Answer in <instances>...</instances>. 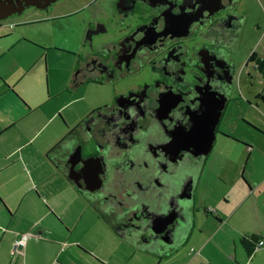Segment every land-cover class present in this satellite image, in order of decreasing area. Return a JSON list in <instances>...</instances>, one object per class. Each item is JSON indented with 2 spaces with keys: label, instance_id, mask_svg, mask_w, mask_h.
<instances>
[{
  "label": "flooded vegetation",
  "instance_id": "1",
  "mask_svg": "<svg viewBox=\"0 0 264 264\" xmlns=\"http://www.w3.org/2000/svg\"><path fill=\"white\" fill-rule=\"evenodd\" d=\"M248 4L0 0V29L10 16L24 17L15 26L67 19L77 34L60 47L73 57L66 89L109 91L49 151L124 243L143 247L146 235L153 242L146 247L166 253L161 251L174 241L170 222L191 202L195 215L189 234L173 242L178 250H189L193 235L217 215L203 205L206 193L196 198L203 184L213 181L214 176L204 178L205 171L216 165L217 152L230 150L226 141L251 145L235 129L244 123L258 127L240 112L250 106L257 110L264 102V88L252 100L245 95L243 70L237 67L235 44L245 38ZM262 60L263 51L254 49L244 67L264 81ZM234 105L242 110L234 113ZM230 117L235 124L224 128ZM201 209L203 218L196 224Z\"/></svg>",
  "mask_w": 264,
  "mask_h": 264
},
{
  "label": "crops",
  "instance_id": "2",
  "mask_svg": "<svg viewBox=\"0 0 264 264\" xmlns=\"http://www.w3.org/2000/svg\"><path fill=\"white\" fill-rule=\"evenodd\" d=\"M0 31H3L0 59H6L20 38L11 29L6 31V26ZM19 64L13 61L8 72L5 63L0 65V264H105L100 259L114 264L103 251L88 243L85 237L89 238V234L84 237L80 233L84 227L81 225H88L89 231L91 225L98 224L117 235L121 245L141 252L155 264H176V260L179 264H264V244L248 255L240 243L244 234H258L264 239V143L258 147L254 140L245 139L252 145V149H247L239 142L230 141L227 156L221 152L214 155L216 165L204 175L207 181L214 176L213 181L207 191L208 183L201 190L207 194L203 205L215 208L217 215H210L203 231L193 235L191 244L197 252L190 253V249L184 248L170 254L158 253L146 246H133L124 243V238L98 213L85 216L89 205L83 199L85 204H80L78 213H68L72 204L67 197L82 195L58 169L48 151L59 143L69 126L61 134L45 135L39 141L36 140L41 127L35 126L34 120L29 127L24 124L20 135L9 133L38 107L28 102L17 88L26 72L13 73ZM249 108L254 111L252 106ZM258 109L264 111V102ZM259 125L264 130V125ZM223 158L226 160L221 163ZM60 194H63L61 200L56 197ZM202 213L201 209L196 224H200ZM22 233L29 234L28 240L22 249L16 250L14 242ZM97 238L104 236L98 234Z\"/></svg>",
  "mask_w": 264,
  "mask_h": 264
},
{
  "label": "rangeland",
  "instance_id": "3",
  "mask_svg": "<svg viewBox=\"0 0 264 264\" xmlns=\"http://www.w3.org/2000/svg\"><path fill=\"white\" fill-rule=\"evenodd\" d=\"M248 1L250 13L246 14L244 20L246 26L245 38L239 40L235 44V48L238 53V72L239 70H243L241 85L246 89L245 95L252 100L254 95L264 88V81L260 79L254 70L244 67V64L252 50L257 49L264 53V4L259 0ZM41 17L37 16V18ZM23 20L25 19L21 16H10L6 20V31L7 29H11L16 33V38L19 36L20 40L8 51L6 59H3V57L0 59V65L5 63L6 72H8L12 68L13 61L20 63L13 73H16L18 70L19 73L21 71L26 72L23 76L19 74L21 75V80L17 88L28 99V102L38 105L32 115L21 121L17 129L15 127L12 128L9 133L11 135H20V131L23 132L24 124L29 127V124H33L31 122L34 120V125H40L41 127L37 133L39 137L36 141H39L45 135L52 134V136H57V134H61L66 129V126L71 128L76 125L100 98L109 95V91L90 88L70 93L66 89L70 85L69 78L73 57L67 54L65 50L60 49V47L65 46L68 42H74V37L77 34L76 29L67 23V19L47 20L46 22L15 26L16 22H25ZM257 24L259 25V29L257 28ZM2 32L0 31V33ZM12 36L15 37L14 35ZM7 39L8 35L6 34ZM50 44L52 46H49ZM12 75L11 73V78ZM242 103L248 104L247 99H244ZM237 110L241 111V106L234 105L232 111L236 113ZM54 112L56 115H54ZM253 112L248 108L246 113L245 111H241L240 114L242 113L246 116H251L252 119H256L254 122L257 124L258 129L253 125L243 122L244 124L237 126L235 132L245 139L254 140V142L259 144L258 147H261L264 143V130L261 129L259 124L264 125V111L257 109ZM231 119L232 117H230L228 123H225L224 128H227L229 123L235 124ZM225 143L227 148H230L227 145L228 142L226 141ZM249 147H252V145ZM249 147L246 148L249 149ZM238 150L242 149L239 148ZM238 150L235 152L238 153ZM227 151L230 152V150L226 149L225 156L228 155ZM225 160L226 158H223L221 163H224ZM208 188L209 185L206 186V191ZM60 195L56 196L59 200L63 199V194ZM67 198L71 200L70 203L72 204L68 208L69 214L78 213L80 204H85L81 199L89 205V207L86 206L85 216H94L96 214L92 205L83 196L75 197L69 195ZM81 226L84 227H81L80 233L84 234V237L89 234V238L85 237V239L88 240L90 245H94L95 248L103 251L109 262L114 264H155L151 258H146L141 252H135L133 249L121 245L117 242V235L111 234L103 225L98 224L97 227L91 225L89 231L88 225ZM82 228L86 229L82 230ZM98 234L104 236V238H97ZM149 252L154 251L149 250ZM100 260L104 261L105 264H109L103 259ZM179 263L176 260V264Z\"/></svg>",
  "mask_w": 264,
  "mask_h": 264
},
{
  "label": "water",
  "instance_id": "4",
  "mask_svg": "<svg viewBox=\"0 0 264 264\" xmlns=\"http://www.w3.org/2000/svg\"><path fill=\"white\" fill-rule=\"evenodd\" d=\"M203 195H204V192H200L199 194H197V197L196 198L197 199L199 198V200H200V198ZM194 199H195V197L193 198V200ZM194 215H195V211H194V209L191 208V202H189L187 204V206L183 207L182 211L179 214L178 219L170 222L172 224L171 230L173 232V236H174L173 237V240L174 241L171 240V241L167 242V244L165 245V247L163 248V250L161 252L166 251V253H169L170 254L174 250H178L179 249L178 246H175L173 242H175V238L178 239L179 236L182 235V234H184L185 231L188 230L187 233L189 234V231L190 230L188 229V227H190V223H191L190 222V219H191V217H194ZM148 236H150V235H148ZM142 238H143V245L144 246H151V245H153V242L152 241H146L147 239H150L146 235L144 237H142ZM171 247H175V249H171ZM151 248L153 249V246Z\"/></svg>",
  "mask_w": 264,
  "mask_h": 264
},
{
  "label": "trees",
  "instance_id": "5",
  "mask_svg": "<svg viewBox=\"0 0 264 264\" xmlns=\"http://www.w3.org/2000/svg\"><path fill=\"white\" fill-rule=\"evenodd\" d=\"M261 63H262V65H264V60H262ZM262 98L264 99L263 95H262ZM60 141H61V139H60ZM48 153H50V151H48ZM262 238H263L262 235H258V234H244L240 238V243L244 247V249L246 250L248 255H251L254 252V250H256L257 247L259 246L258 242Z\"/></svg>",
  "mask_w": 264,
  "mask_h": 264
},
{
  "label": "built area",
  "instance_id": "6",
  "mask_svg": "<svg viewBox=\"0 0 264 264\" xmlns=\"http://www.w3.org/2000/svg\"><path fill=\"white\" fill-rule=\"evenodd\" d=\"M264 94V91H263ZM29 234L28 233H22L20 237H18L14 242V249L19 250L22 249L28 240ZM259 245L264 244V239H260L258 242ZM193 252H197V249L194 247L191 248Z\"/></svg>",
  "mask_w": 264,
  "mask_h": 264
},
{
  "label": "clouds",
  "instance_id": "7",
  "mask_svg": "<svg viewBox=\"0 0 264 264\" xmlns=\"http://www.w3.org/2000/svg\"><path fill=\"white\" fill-rule=\"evenodd\" d=\"M192 247H194V246H192ZM192 247H191V248H192ZM195 249H196V248H195ZM190 253H193V251H192L191 249H190Z\"/></svg>",
  "mask_w": 264,
  "mask_h": 264
}]
</instances>
